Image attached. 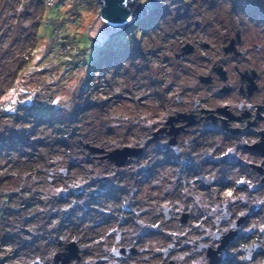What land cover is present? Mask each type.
Returning a JSON list of instances; mask_svg holds the SVG:
<instances>
[{
    "label": "rangeland",
    "instance_id": "rangeland-1",
    "mask_svg": "<svg viewBox=\"0 0 264 264\" xmlns=\"http://www.w3.org/2000/svg\"><path fill=\"white\" fill-rule=\"evenodd\" d=\"M138 4L139 21L100 42L93 36L98 0H0V264H64L60 259L71 245L80 259L81 251L89 258L83 264H105L102 253L115 246L119 233L123 246H131L119 250L125 251L119 264H201L198 250L217 253L205 244L214 246L213 237L229 231L220 220L222 204H232V196L175 179L168 186L152 150L129 170L139 185L140 209L121 207L105 223L110 192L104 180L111 168L101 160L125 149L139 154L136 146L148 144L158 124L181 107L177 100L189 101L182 72L188 70L193 87L206 65L194 62L196 52L189 62L176 57L186 43L214 46L203 32L223 30L229 22L241 27L243 21L227 13L240 11L242 0ZM48 19L55 30L45 26ZM252 29L242 31L264 42ZM188 213L194 215L190 222ZM244 230L254 231L252 242L259 243L264 223Z\"/></svg>",
    "mask_w": 264,
    "mask_h": 264
},
{
    "label": "flooded vegetation",
    "instance_id": "flooded-vegetation-1",
    "mask_svg": "<svg viewBox=\"0 0 264 264\" xmlns=\"http://www.w3.org/2000/svg\"><path fill=\"white\" fill-rule=\"evenodd\" d=\"M242 1L240 11L227 12L242 17L241 27L229 22L223 30L203 32L204 38L211 40L214 46L205 40L198 45L186 43L183 54L176 56L189 62L188 56L196 52L194 62L206 65L200 66L202 74L198 68L200 73L193 87L188 70L182 72L187 78L183 89L189 101L179 98L177 102L181 107L166 115L167 119L158 124L153 139H149L143 149L136 146L142 152L130 156L124 165L110 159L101 160L111 168L104 180L105 188L110 192L105 202V223L116 219L121 207L139 208L135 198L140 193L139 185L135 172L129 170L132 165L148 160L145 155L148 150H152L156 157L153 160H158V169L165 171L162 179H169L168 186H173L175 179L181 186L187 181V186L199 188V191L231 195L232 204H222L223 218L220 221L235 233L228 238L224 237L229 231L216 234L214 246L204 243L217 251L216 264H264L259 263V257H264V236L259 235L261 241L253 243L255 232L244 230L256 222L264 223V42L257 34L242 31L254 27L264 37V1ZM196 26L201 29L199 23ZM218 44L220 55L215 47ZM200 47L209 51L212 57L199 54ZM127 194L128 198H120V195ZM150 202H153L151 196ZM172 211V208L167 210L169 221L174 220V216L169 215ZM193 217L188 213L185 221L190 222ZM122 234L119 233V240L111 250L102 253L105 264H119V257L125 252L119 250L131 248L123 246ZM148 234L149 231L144 237ZM64 246L62 243L61 247ZM171 253L170 257H173L174 252ZM198 253L203 256L201 264H211L208 249H199ZM85 257L81 251L80 264L89 259L85 260ZM243 258L245 261L241 260ZM163 264L181 263L168 260Z\"/></svg>",
    "mask_w": 264,
    "mask_h": 264
},
{
    "label": "water",
    "instance_id": "water-1",
    "mask_svg": "<svg viewBox=\"0 0 264 264\" xmlns=\"http://www.w3.org/2000/svg\"><path fill=\"white\" fill-rule=\"evenodd\" d=\"M157 1L151 0L153 3ZM98 4L101 10L96 21V28L109 33L110 37L120 35L132 28L141 17L138 0H98ZM92 151L97 152L98 150L93 149ZM130 154L135 155L136 151H131L130 149L116 151L110 154L109 158L118 165H124L128 157L132 156ZM68 250L69 255L67 257L63 256L60 259L64 264H68L73 258L80 259V256H78L79 250L76 245H71ZM208 251L211 264H216L217 253L209 249Z\"/></svg>",
    "mask_w": 264,
    "mask_h": 264
},
{
    "label": "bare ground",
    "instance_id": "bare-ground-1",
    "mask_svg": "<svg viewBox=\"0 0 264 264\" xmlns=\"http://www.w3.org/2000/svg\"><path fill=\"white\" fill-rule=\"evenodd\" d=\"M98 29V28H97ZM94 29L93 36L97 38L100 42H104L107 39V36H111L109 33L102 31L100 29Z\"/></svg>",
    "mask_w": 264,
    "mask_h": 264
},
{
    "label": "trees",
    "instance_id": "trees-1",
    "mask_svg": "<svg viewBox=\"0 0 264 264\" xmlns=\"http://www.w3.org/2000/svg\"><path fill=\"white\" fill-rule=\"evenodd\" d=\"M52 25H53V23H51L50 20L48 19L47 24H45V26L49 28V27H53ZM53 28H54V27H53ZM54 30H55V28H54ZM53 32H54V31H53ZM118 38H119V37H118Z\"/></svg>",
    "mask_w": 264,
    "mask_h": 264
}]
</instances>
